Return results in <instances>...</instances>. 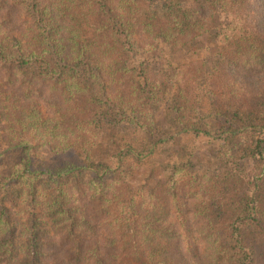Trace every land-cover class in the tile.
Here are the masks:
<instances>
[{
    "label": "trees",
    "instance_id": "obj_1",
    "mask_svg": "<svg viewBox=\"0 0 264 264\" xmlns=\"http://www.w3.org/2000/svg\"><path fill=\"white\" fill-rule=\"evenodd\" d=\"M0 165V264H264V0H0Z\"/></svg>",
    "mask_w": 264,
    "mask_h": 264
},
{
    "label": "rangeland",
    "instance_id": "obj_2",
    "mask_svg": "<svg viewBox=\"0 0 264 264\" xmlns=\"http://www.w3.org/2000/svg\"><path fill=\"white\" fill-rule=\"evenodd\" d=\"M227 17L222 12L218 13L215 16L212 29L209 33L199 38L193 43L194 49L197 50L198 55L206 58L209 63H214L217 59V54L219 52V43L217 42L216 33L219 28L225 25ZM191 50L186 49L177 54H172L167 52L162 58L153 61V64L161 69H166L170 64H180L182 61L190 57ZM136 60H144L141 55L136 58ZM134 64V62H132ZM167 111L162 110L156 115V119L165 126L166 125V115ZM213 145L212 142H209L206 139H182L180 147H186L189 151H192L195 154V160L200 164V166H206L210 157V148ZM43 156H52V153L49 149H44L42 152ZM74 157L72 153L69 155ZM165 158V155L158 156V158L147 166H144L138 170H134L128 173L127 177L134 189L136 190H145L148 191L149 188H152L158 182L164 181L166 175L163 173V167L160 164ZM4 174V168L0 165V175ZM152 186V187H151Z\"/></svg>",
    "mask_w": 264,
    "mask_h": 264
}]
</instances>
